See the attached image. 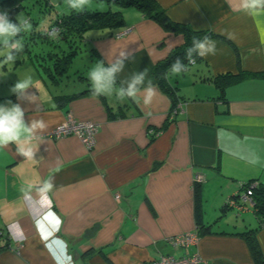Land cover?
I'll list each match as a JSON object with an SVG mask.
<instances>
[{"label": "crops", "instance_id": "obj_1", "mask_svg": "<svg viewBox=\"0 0 264 264\" xmlns=\"http://www.w3.org/2000/svg\"><path fill=\"white\" fill-rule=\"evenodd\" d=\"M40 1L20 0V10H34ZM46 1L47 13L37 10L42 27L70 11L60 0L64 9L52 12L53 0ZM156 1L172 21L206 32L218 50L198 57L187 72L168 75L165 88L153 68L184 43V35L136 7L121 9V27L88 31L61 73L36 65L43 46L33 56L35 48L26 43L22 60L0 70L8 73L0 77V103H21L26 120L43 117L49 125L34 161L14 145L0 150V264H66L69 257L70 264H149L160 254L195 250L209 264H255L235 234L248 228H257L264 252V225L252 203L238 208L231 202L240 200L243 183L264 185V13L238 11V0ZM84 45L90 59L75 65ZM124 47L135 49L125 75L147 68L157 87L151 106L91 95L87 73L93 63ZM29 70L40 86L39 107L10 92ZM75 72L85 74L76 78ZM226 76L235 80L226 83ZM61 95L74 97L59 104ZM68 114L99 124L92 148L76 135L51 134ZM49 176L55 187L42 195L36 189ZM196 183L200 222L210 228L196 247H172L164 237L196 228Z\"/></svg>", "mask_w": 264, "mask_h": 264}, {"label": "clouds", "instance_id": "obj_2", "mask_svg": "<svg viewBox=\"0 0 264 264\" xmlns=\"http://www.w3.org/2000/svg\"><path fill=\"white\" fill-rule=\"evenodd\" d=\"M65 4L70 11L81 13L90 7L91 0H65ZM235 8L248 15H257L264 13V0H238ZM33 30L34 25L30 17L19 13L13 21L8 10H0V70L8 65L14 66L18 59L22 60V53L26 48L24 36ZM42 34L54 40L59 38L60 30L55 27H46ZM217 51L216 41L210 36H193L192 44L185 52L184 60L187 63L177 57L165 75L167 77L185 73L190 65L196 63L197 57L215 56ZM103 55L105 59L94 62L87 73L94 99L115 95L120 100L130 99L143 106H151L156 101L157 87L149 77L147 68L125 75L127 64L134 61L135 49L124 47L114 54L108 50ZM7 74H0V77ZM33 88L39 92V95L29 92V89ZM10 92L16 95L18 101L36 103L39 107L40 86L31 70L23 78L18 77ZM25 114L26 109L21 106V103H14L11 100L0 103V150L14 145L17 154L25 160L34 161L39 146L47 142L45 133L49 125L43 117L32 116L26 120ZM54 187V177L49 176L36 190L42 195H47L53 191ZM37 232L39 233L38 230ZM13 239L19 241L20 237L13 234ZM70 261L69 257L66 264H70Z\"/></svg>", "mask_w": 264, "mask_h": 264}, {"label": "trees", "instance_id": "obj_3", "mask_svg": "<svg viewBox=\"0 0 264 264\" xmlns=\"http://www.w3.org/2000/svg\"><path fill=\"white\" fill-rule=\"evenodd\" d=\"M19 1L20 0H4L0 3L2 10L9 11L13 21H15V17L21 9ZM100 1L113 3L119 8L116 10L109 9L105 11L87 9L81 13L69 11L67 13H62L59 16L57 15L56 18L52 17L49 20L47 27H55L60 30L59 38L54 40L49 39L47 35H43V30L39 31L40 29L35 30L36 28H34L30 37L35 39L37 36H40V42L43 46V52L39 53L42 63L36 62V65L51 69L53 72L56 70H58L59 73L65 71L68 62H70V57L73 53H77L76 48L79 46V42L83 41V38H85L88 31L93 29L112 31L113 29L121 27L122 11L120 8L136 7L144 12L145 15L160 23L164 29L173 32H181L184 35V43L175 48L167 57L160 60L153 68L155 78L157 79L158 83L165 88L164 81L166 79V71L177 57L184 60L186 49L191 46L193 36H208L206 32L193 30L185 24L172 21L166 14L165 10H163L158 5L156 0ZM42 28L44 29L46 27ZM26 36L27 34L24 36V42H26ZM57 48L60 49V52L56 50ZM197 59L198 57L196 60ZM184 62L187 63L186 60H184ZM242 75L243 73L239 75V77ZM224 79L226 83H230L235 80V78H231L230 76H226ZM83 92H79L77 94H81ZM73 95L75 96V94ZM73 95L57 96L56 101L59 104H62L66 100L74 97ZM253 181L254 180L247 181L246 183H243V186L247 187ZM196 184L197 185L194 186V199L196 203L195 217L197 221L196 229L201 236L206 230H209L210 226L207 227L200 222L201 213L200 208L198 207L200 199V185L198 183ZM252 200L253 207L255 208L256 214L260 220V225H264V185H262L260 182H256V185L253 187ZM256 231L257 228H248L244 231L236 232L235 234H238L244 238L255 264H264V252H262L258 244Z\"/></svg>", "mask_w": 264, "mask_h": 264}, {"label": "built area", "instance_id": "obj_4", "mask_svg": "<svg viewBox=\"0 0 264 264\" xmlns=\"http://www.w3.org/2000/svg\"><path fill=\"white\" fill-rule=\"evenodd\" d=\"M177 107L173 109L176 112ZM99 130V124L93 120H80L73 117L72 114H68L65 119L57 124L52 130L51 134L55 137H61L66 135H76L82 141L87 148H92L95 143V137ZM196 180H200L201 175H196ZM243 185V184H242ZM256 185V181L250 183L247 187L242 186L243 194L240 196V200L234 198L231 202L238 208H244L246 202L252 200V190ZM164 240L176 248L191 249L196 247L199 240L200 234L198 230L184 231L175 235L164 237ZM208 260L203 257L198 251H193L187 254L175 256L171 253L160 254L156 258L152 259L149 264H208Z\"/></svg>", "mask_w": 264, "mask_h": 264}, {"label": "rangeland", "instance_id": "obj_5", "mask_svg": "<svg viewBox=\"0 0 264 264\" xmlns=\"http://www.w3.org/2000/svg\"><path fill=\"white\" fill-rule=\"evenodd\" d=\"M35 1V0H33ZM60 0H53V3L52 5L51 4H48L50 9L52 10V12L54 11V9L56 7H59L63 10L64 9V2L65 0H61V2H63L61 5L59 4ZM39 5H36V9L32 10V7L28 8V9H22L20 10V13H22L23 15L26 16V14H28L30 17H38L37 19L38 20H41L43 18V15H39V13H37V10L40 8L41 10H43L44 12L47 13V10H48V6L45 5L46 3H48L46 0H41L40 2H37ZM36 4V3H35ZM115 7V5L113 3H108V2H105V1H100V0H91V4H90V7L88 8L89 10H100V11H105V10H109V9H113ZM119 8V7H118ZM120 9H125V8H120ZM27 12V13H26ZM50 16L46 17V18H49ZM33 22V25L35 26V30H39V31H42L43 28H42V22H43V19L41 21H39L37 23V21L35 22V19L32 21ZM41 22V23H40ZM40 23V24H39ZM121 34V33H120ZM31 33L27 34L26 36V45L28 46H32L33 48H35L32 52L33 56L35 55V51H39L41 50L40 49V46H41V42H40V36H37L35 39H32L30 37ZM82 43V42H79V44ZM84 43V42H83ZM86 43V42H85ZM80 46V45H79ZM87 48V50H86ZM85 50V51H84ZM89 45H84L83 48H82V52L80 54V57L76 58L75 60V65L77 64H80V65H83L85 64L86 65V62L89 61L90 59V52H89ZM28 57V56H27ZM29 59V57H28ZM30 60V59H29ZM32 65V64H31ZM34 66V65H33ZM83 70V69H82ZM84 75L83 73H78V72H75V77L77 78L79 75ZM73 75V76H74ZM72 77V76H71Z\"/></svg>", "mask_w": 264, "mask_h": 264}]
</instances>
